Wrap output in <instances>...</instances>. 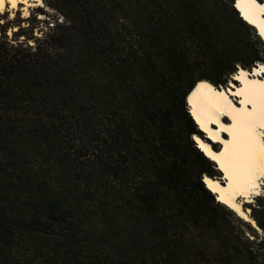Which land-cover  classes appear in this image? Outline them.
<instances>
[{
  "label": "trees",
  "instance_id": "obj_1",
  "mask_svg": "<svg viewBox=\"0 0 264 264\" xmlns=\"http://www.w3.org/2000/svg\"><path fill=\"white\" fill-rule=\"evenodd\" d=\"M42 1L32 45L0 27V264H264L186 102L264 65L235 0Z\"/></svg>",
  "mask_w": 264,
  "mask_h": 264
},
{
  "label": "bare ground",
  "instance_id": "obj_2",
  "mask_svg": "<svg viewBox=\"0 0 264 264\" xmlns=\"http://www.w3.org/2000/svg\"><path fill=\"white\" fill-rule=\"evenodd\" d=\"M13 3L16 7H12ZM41 4V0H2L0 16L7 11L13 16L21 7L27 18L29 9ZM262 5L264 0L259 4L236 0L242 19L258 31L264 42ZM234 80L236 83L232 81L227 89L203 83L187 102L200 131L209 138L208 143L194 140L222 174L220 179L205 176L207 189L216 196L217 202L224 203L240 219L260 231L244 205L258 196L264 185V65L258 64L252 72L242 69ZM249 100L252 102L247 103ZM212 143L221 146L215 150Z\"/></svg>",
  "mask_w": 264,
  "mask_h": 264
},
{
  "label": "rangeland",
  "instance_id": "obj_3",
  "mask_svg": "<svg viewBox=\"0 0 264 264\" xmlns=\"http://www.w3.org/2000/svg\"><path fill=\"white\" fill-rule=\"evenodd\" d=\"M41 3L42 4L40 6L31 7L29 9V16L27 18L25 17V14H23L24 12L21 10V7L19 8L18 11H16L14 13L13 16H12V14H10L9 11L5 12L4 14H2L0 16V21H3V23H0V27L5 28V36L8 39V41L11 42V44L15 45V43H18V42H29V44L32 45L33 40L26 41L25 39L27 37L33 36L34 38H40L41 36H44L43 33L47 34L50 32L51 26H52V24H54V20L57 19L58 17L56 15V13H54V11L50 10L43 3L42 0H41ZM38 8L39 9L43 8V11H45V12H44V14H41V15L35 17V10ZM34 18H35V20H34ZM58 22H60V19L58 20ZM32 23L35 24V27L33 29H31ZM16 32L24 34V37L19 38L20 41H15V39L17 37H15L14 34ZM234 81H236V80H234ZM218 145L221 146L220 144H218ZM259 194L261 195L260 197H262L264 200V185L262 186V190ZM256 197H253L251 199L250 203H248V204H251L252 208L257 206ZM241 201H242V199H241ZM245 205H247V204L245 203ZM249 214H251V210H250ZM250 227H252V226L250 225ZM234 228L235 229L238 228V230H239L238 232L242 233L243 237H245L249 240L253 239L254 235L250 234L249 231L245 227H242V226L238 225L237 223H235ZM256 233H257V239H255V241H254L255 245H257V243H259L260 240L263 239V237H264V234L261 231L257 230Z\"/></svg>",
  "mask_w": 264,
  "mask_h": 264
},
{
  "label": "snow or ice",
  "instance_id": "obj_4",
  "mask_svg": "<svg viewBox=\"0 0 264 264\" xmlns=\"http://www.w3.org/2000/svg\"><path fill=\"white\" fill-rule=\"evenodd\" d=\"M251 3H256V0H250ZM0 5H2V0H0ZM12 7H16L15 3L12 4ZM261 7H264V5H262ZM0 23H3V21H0ZM252 101H247V103H251ZM241 103H245V101H241ZM264 126V125H262ZM203 147V145H202ZM213 159H216L215 156H213Z\"/></svg>",
  "mask_w": 264,
  "mask_h": 264
},
{
  "label": "water",
  "instance_id": "obj_5",
  "mask_svg": "<svg viewBox=\"0 0 264 264\" xmlns=\"http://www.w3.org/2000/svg\"><path fill=\"white\" fill-rule=\"evenodd\" d=\"M234 8L238 11V9L236 8V0H235V3H234ZM239 12V11H238ZM240 16H241V14H240ZM186 102H187V99H186ZM187 105H188V103H187ZM189 113H190V110H189ZM204 177L205 176H203V181H204ZM245 209V208H244ZM245 210H247V209H245Z\"/></svg>",
  "mask_w": 264,
  "mask_h": 264
}]
</instances>
